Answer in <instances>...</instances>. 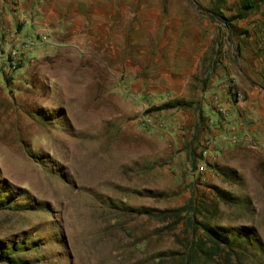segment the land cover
I'll list each match as a JSON object with an SVG mask.
<instances>
[{
	"label": "rangeland",
	"instance_id": "rangeland-1",
	"mask_svg": "<svg viewBox=\"0 0 264 264\" xmlns=\"http://www.w3.org/2000/svg\"><path fill=\"white\" fill-rule=\"evenodd\" d=\"M223 1L81 0L54 22L45 0L2 1L0 250L20 264H179L187 213H143L194 201L199 221L254 229L264 248V5L235 20L242 0ZM219 5L249 36L226 39ZM217 85L243 96L242 143H215ZM172 101L192 106L161 109Z\"/></svg>",
	"mask_w": 264,
	"mask_h": 264
},
{
	"label": "trees",
	"instance_id": "trees-1",
	"mask_svg": "<svg viewBox=\"0 0 264 264\" xmlns=\"http://www.w3.org/2000/svg\"><path fill=\"white\" fill-rule=\"evenodd\" d=\"M219 2L224 3L223 0H219ZM262 5H264V0H242L234 19L244 20L251 13L259 11ZM211 18L220 22L222 27L226 29L225 37L229 42L234 41L238 35L249 36L250 34L247 30L239 34L233 24V19L225 15L220 5L211 11ZM237 51L239 52V47ZM183 106L190 107L192 104L172 101L165 103L161 109L167 110ZM8 194V191L0 192L3 198L2 206H6V208L8 207L7 204H11ZM219 196L223 201L229 200L224 193L220 192ZM23 206H25L23 209L26 210L34 207L32 204ZM185 212L187 213V225L191 230V235L186 239L184 250L178 257L179 264H264L263 243L254 229H227L199 221L198 217L203 215L204 211L195 201L191 207L166 210L158 214L155 211H145L143 214L152 218L161 216L164 220L175 218L180 221L185 219L183 217ZM6 249L9 248L0 250V262L20 264L8 254Z\"/></svg>",
	"mask_w": 264,
	"mask_h": 264
},
{
	"label": "built area",
	"instance_id": "built-area-1",
	"mask_svg": "<svg viewBox=\"0 0 264 264\" xmlns=\"http://www.w3.org/2000/svg\"><path fill=\"white\" fill-rule=\"evenodd\" d=\"M225 86L226 85H217V91L211 96V102L214 109L225 119L224 126L221 129L222 133L220 139L215 142L221 143V146L238 144L244 141L238 134L236 123L231 118L232 109L243 99V96L239 91L228 87V95L226 99H223L221 92L226 91ZM145 124L151 125V120L146 119ZM212 146L214 145H211L210 147ZM209 153L210 149L205 152L204 159L198 164V171H205Z\"/></svg>",
	"mask_w": 264,
	"mask_h": 264
},
{
	"label": "crops",
	"instance_id": "crops-1",
	"mask_svg": "<svg viewBox=\"0 0 264 264\" xmlns=\"http://www.w3.org/2000/svg\"><path fill=\"white\" fill-rule=\"evenodd\" d=\"M2 1H4V0H0V7H2V3H3ZM80 1L81 0H45V4H43L41 7H39V15L41 18H43L45 20L44 22L58 21L59 18H60L59 21H61L62 17H64L65 14H67L69 16V19H71V17L79 9L77 7V3H79ZM84 2H85V0H84ZM31 5H32V8H34L35 5H33L32 2H30L28 4L26 3L24 5V7H26V6L30 7ZM22 7H23V5L21 6V9H22ZM24 7H23V10H24ZM21 9H16V11L20 12ZM35 9H36V7H35ZM25 10L27 11V8H25ZM6 11H8V10L6 9ZM0 12H2V11H0ZM58 16H61V17H58ZM8 17H10V16H8ZM251 95L253 97L254 93H252ZM260 98H262V104H264V95H261Z\"/></svg>",
	"mask_w": 264,
	"mask_h": 264
}]
</instances>
